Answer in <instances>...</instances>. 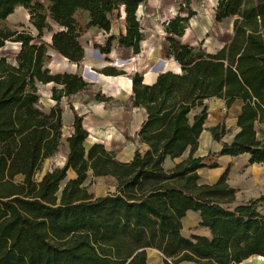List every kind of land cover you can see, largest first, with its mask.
Here are the masks:
<instances>
[{
    "label": "trees",
    "instance_id": "16d2710c",
    "mask_svg": "<svg viewBox=\"0 0 264 264\" xmlns=\"http://www.w3.org/2000/svg\"><path fill=\"white\" fill-rule=\"evenodd\" d=\"M144 4L0 0V50L7 42L19 45L12 59L0 55V264H150L148 249L160 253L161 264H241L252 256L264 258V197L238 203L227 183L228 169L214 184H201L198 171L218 165L207 166L204 157L196 156L208 117L204 102L221 99L229 109L240 100L237 132L215 156L247 155L250 165L264 164V132L255 130L264 122V0L217 1L215 21L233 22L230 40L214 54H195L175 39L183 37L193 11L165 24L179 69L151 82L143 77L150 86L138 73L131 77L126 106L143 109L145 119L134 137L126 138L136 145L130 161H119L101 144L86 149L83 118L71 108L64 164L37 177L62 146L61 100L90 87L77 74L51 73L48 49L79 65L84 51L78 39L90 29L110 34L114 14L120 17L123 11L124 30L110 35L99 51L109 54L115 41L138 55L144 36L137 11ZM19 8L27 11L36 37L3 25ZM53 25L58 31L51 43L41 41ZM101 73L123 75L112 67ZM49 83L55 105L45 112L38 91ZM94 101L107 102L99 93ZM196 109L199 113L191 117ZM208 131L217 143L229 133L224 122ZM186 152V159L166 168L167 160ZM69 171L74 178H67ZM104 177L113 179L114 192L89 193L86 181ZM189 212L198 213L199 227L209 230L210 238L182 235L181 221Z\"/></svg>",
    "mask_w": 264,
    "mask_h": 264
},
{
    "label": "rangeland",
    "instance_id": "374dc122",
    "mask_svg": "<svg viewBox=\"0 0 264 264\" xmlns=\"http://www.w3.org/2000/svg\"><path fill=\"white\" fill-rule=\"evenodd\" d=\"M42 2L43 0H39ZM146 0V4L139 7L137 19L142 29L144 40L141 43V51L138 55H132L129 50H121L116 42H112L111 52L109 54H101L100 48L104 47L110 35H118L120 31L124 30V21L122 11L120 17L117 13L114 14L112 20V28L110 34L99 32L95 29H90L84 33L79 39V44L84 51V58L79 65L66 61L58 53L48 49L50 55V62L48 68L51 73H72L79 75L87 84L89 89L73 96L69 99H62L60 107L62 109V146L59 153L44 162L41 171L37 177L42 176L45 172L55 168L61 167L64 164L67 153L66 138L70 135L72 128V110L86 117L83 119V127L88 129L89 134L84 142L86 149H89L93 144H101L107 151L116 153L118 160H125L127 154L125 153L127 146L132 143L126 138H133L135 129L142 120L140 112H135L126 106V102H121V93L130 90L131 77L138 73L146 82H151L155 76L163 71L171 70L178 71V62L170 55L169 43L167 42L168 35H166L164 26L171 21L175 16H186L188 10L195 13L190 18L187 24V29L183 37L175 39L183 44L195 49V54L207 53L217 49L225 44L231 35L232 19H225L220 23L215 21V8L218 0ZM79 21L84 22L85 17L79 18ZM13 31H29L36 37V31L29 23V16L26 10L19 8L12 15H10L3 23ZM57 26L53 25L51 33H45L41 41L50 44L51 35L57 32ZM19 50V45L13 42H7L0 50L1 56H8L11 59L16 56ZM177 63V64H176ZM106 67H112L116 71L123 73L117 77H103L101 71ZM85 68V70H84ZM95 73V74H93ZM101 74V75H99ZM52 86L39 87V107L41 110L48 112L55 102L51 98ZM99 93L107 102L94 101L95 95ZM205 103V102H204ZM209 108L212 107L211 101ZM207 104V102H206ZM100 107L95 111L94 109ZM92 107V109H91ZM95 111V112H94ZM200 109L192 112L191 117L199 113ZM213 123L212 119L207 117L206 124ZM227 121L225 124L230 131V134L225 140L230 139L233 127ZM263 126V125H261ZM93 127L96 128L94 132ZM258 129V132L262 131ZM130 146L135 150L136 145ZM143 149V148H142ZM217 146H204L201 142V148L198 155L206 156L207 166L213 164L212 160L215 158ZM211 151H213L211 153ZM187 152L177 161H167L166 168H172L175 164L186 159ZM234 169L231 173V186L236 190V198L238 203L247 202L253 198L264 197V165L249 166L245 158H240L233 163ZM202 173L209 174L210 171L206 168ZM74 177L72 172L67 173V178ZM205 179L200 178V183L205 184ZM19 181L20 178L15 179ZM85 186H88L89 193L95 196H103L108 193H113L115 190V183L111 178H89ZM189 216L184 222L182 235L190 238L194 234H200V227L195 224V218ZM147 259L150 264H161L162 257L157 251H146ZM188 264V263H181ZM247 264V263H244ZM251 264V263H249ZM254 264H264L260 261Z\"/></svg>",
    "mask_w": 264,
    "mask_h": 264
},
{
    "label": "crops",
    "instance_id": "0c3cea01",
    "mask_svg": "<svg viewBox=\"0 0 264 264\" xmlns=\"http://www.w3.org/2000/svg\"><path fill=\"white\" fill-rule=\"evenodd\" d=\"M216 5H217V3H216ZM138 11H139V9H138ZM138 11H137V13H138ZM122 16H123V21H124V14H123V11H122ZM231 36H232V30H231V35H230V37L228 38V40H227V42L230 40V38H231ZM226 42V43H227ZM225 43V44H226ZM225 44H223L222 46H220V47H218L217 49H215V50H212V51H208L207 53L208 54H214V53H216L218 50H220ZM119 47V46H118ZM120 48V47H119ZM121 50H124V49H122V48H120ZM132 55H133V53H132ZM67 61V60H66ZM174 72H176V70H174ZM156 77V76H155ZM154 79V78H153ZM130 95H131V89L129 90V91H127V92H125L124 94L123 93H121V98L119 99V100H121V102H128V99H129V97H130ZM211 101V105H213L212 107H210L209 108V112H208V109H207V112H208V115H209V117L212 119V122L213 123H209V124H206V121H205V123H204V128H205V130L202 132V134H201V136H200V138H199V145H198V150H197V152H196V156L197 157H204L205 159H204V161H203V163L205 164V165H207V163L205 162L207 159H206V156H203V155H198L197 153H198V151L200 150V148H201V142H202V140H203V142H204V146H206V145H209V146H211L212 144H215L216 146H217V149H216V151H211V153L213 152V153H218L219 152V150L221 149V144L222 143H230L231 141H232V139H233V137H234V135L236 134V132H237V128H236V122H237V117L239 116V114H240V111H241V107L243 106V103H242V101H240V100H236L234 103H233V105L229 108V109H226V107H225V101H223V100H221V99H217V98H211V99H208V100H206L205 101V103H204V105L207 107V105L208 106H210V102ZM206 102H207V104H206ZM103 103V102H102ZM101 102H100V105H103ZM91 109H92V107H91ZM100 109V107H97L96 106V108L94 109L95 111L97 110V112H98V110ZM131 109V108H130ZM133 111H135V112H140L141 113V115L140 116H142V120L140 121V123H139V125L137 126V128L135 129V134H136V132L138 131V129H139V127H140V125H141V123L143 122V120L145 119V113H144V110L143 109H132ZM94 111V112H95ZM85 114V113H84ZM84 114L83 115H79V116H82V118L84 119V120H86V117H84ZM72 121H73V117H72ZM227 121H230L231 123V126L233 127V131H232V133H231V137H230V139H228V140H225V138L228 136V134H230V131H229V133L227 134V135H225L224 137H223V139L221 140V142L220 143H217V142H214L213 140H212V137H211V134H210V132L208 131V129L209 128H211V127H214V126H216V125H218V124H220V123H223L224 122V124L227 122ZM261 125H263V126H261ZM225 126H226V124H225ZM257 127L259 128V129H261L262 130V132H264V122L263 123H261V124H256L255 125V130L256 131H258V129H257ZM86 128V127H85ZM226 129H228V127L226 126ZM93 130H94V132H96V128H94L93 127ZM86 131L88 132V134H89V132L90 131H88V129H86ZM134 134V135H135ZM132 144V143H131ZM130 144V146H132L133 147V145H131ZM130 146H127V147H129V148H126L127 150H125V153L127 154V157L125 158V160H119V161H121V162H128V161H130L131 160V158H132V156H133V153H134V149H132ZM143 148V149H142ZM141 148V150L142 151H145V150H147V147L146 146H143ZM184 155V154H183ZM240 158H245V161H246V163L249 165V166H255V165H264V164H253V165H250L249 163H248V161H249V157L247 156V155H242V156H238V157H230V156H215V158L212 160V162L213 163H216L217 165H218V167L217 168H213V169H209V171H210V173L209 174H205V173H202L206 168H203V169H200L199 171H198V175L200 176V178H205V177H208V179H205V184H214L215 182H217L218 180H219V178L226 172V170L228 169V176H227V183L229 184V186H231L230 184H231V181H230V178H231V173H232V170L234 169V166H233V163L235 162V161H237V160H239ZM180 158H178V159H174L173 161H177V160H179ZM168 161V160H167ZM166 161V162H167ZM170 161V160H169ZM165 162V163H166ZM179 162H181V161H179ZM178 164V163H177ZM176 165V164H175ZM71 172V171H70ZM74 175V174H73ZM72 178H74V177H72ZM232 187V186H231ZM233 188V187H232ZM233 189H235V188H233ZM237 193V192H236ZM255 199H257V198H253V199H250V200H255ZM250 200H248V201H250ZM247 201V202H248ZM189 216H193L192 218H195V224H198V226H199V223H200V217H199V215H198V213H193V212H189V213H187V215H186V217L185 218H183L182 219V221H181V223H182V228L184 227V222L187 220V218L189 217ZM201 229V231H200V234H194V235H196V236H204V237H206V238H210L211 237V235H210V232H209V230H207V229H205V228H200ZM183 230V229H182ZM156 251V250H152V249H148L147 251ZM264 258H262V257H258V256H252L251 258H249V259H247V260H245V261H243L242 262V264H244V263H247V264H249V263H251V264H254L255 262H257V261H260L261 263H264L262 260H263ZM188 264H190V263H188Z\"/></svg>",
    "mask_w": 264,
    "mask_h": 264
},
{
    "label": "water",
    "instance_id": "95a60500",
    "mask_svg": "<svg viewBox=\"0 0 264 264\" xmlns=\"http://www.w3.org/2000/svg\"><path fill=\"white\" fill-rule=\"evenodd\" d=\"M50 56V55H49ZM84 70H85V68H84ZM166 72H171V71H165V72H163V71H161V72H159L158 74H157V76L159 75V74H163V73H166ZM93 74H95V73H93ZM177 74V73H176ZM157 78V77H156ZM142 83H143V81H142ZM155 83V82H154ZM153 83V84H154ZM144 85H148V84H145V83H143ZM148 86H150V85H148Z\"/></svg>",
    "mask_w": 264,
    "mask_h": 264
},
{
    "label": "bare ground",
    "instance_id": "6f19581e",
    "mask_svg": "<svg viewBox=\"0 0 264 264\" xmlns=\"http://www.w3.org/2000/svg\"><path fill=\"white\" fill-rule=\"evenodd\" d=\"M52 83L47 84L46 86H52ZM264 262V259L262 260ZM242 264V263H241Z\"/></svg>",
    "mask_w": 264,
    "mask_h": 264
},
{
    "label": "built area",
    "instance_id": "2783aa9c",
    "mask_svg": "<svg viewBox=\"0 0 264 264\" xmlns=\"http://www.w3.org/2000/svg\"><path fill=\"white\" fill-rule=\"evenodd\" d=\"M43 2V1H42Z\"/></svg>",
    "mask_w": 264,
    "mask_h": 264
}]
</instances>
